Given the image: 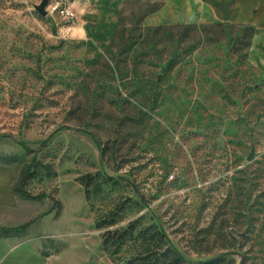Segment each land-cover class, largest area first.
<instances>
[{
	"label": "rangeland",
	"instance_id": "374dc122",
	"mask_svg": "<svg viewBox=\"0 0 264 264\" xmlns=\"http://www.w3.org/2000/svg\"><path fill=\"white\" fill-rule=\"evenodd\" d=\"M40 1L0 0V165L13 182L33 161L24 187L60 206L16 195L1 208L2 225L33 221L0 234V264H120L101 234L134 219L190 260L264 264V70L248 24L143 22L166 0H48L45 14ZM176 24L178 44L158 45L192 50L159 79L137 51L106 48L119 25ZM87 174L99 176L89 198Z\"/></svg>",
	"mask_w": 264,
	"mask_h": 264
},
{
	"label": "trees",
	"instance_id": "16d2710c",
	"mask_svg": "<svg viewBox=\"0 0 264 264\" xmlns=\"http://www.w3.org/2000/svg\"><path fill=\"white\" fill-rule=\"evenodd\" d=\"M139 23H136V26ZM216 25H219L217 23ZM183 25H157V26H145V28L139 27L140 32L129 35L125 32V28L119 25L110 37L106 48L109 49L112 46H116L119 50V55L128 51H137L136 58L138 62L148 63L150 65L159 66V73L157 78H161L162 74L172 69L177 63L183 61L184 51H190L192 49L186 48V50L172 49L171 45H158L162 44L163 39L161 36L165 33L167 40L171 41V44L177 43L180 40L179 28ZM186 27V26H184ZM170 33L167 31L173 32ZM245 30L249 31L250 35L253 34V26L247 25ZM151 32V34H149ZM158 33V35H157ZM175 39V40H174ZM193 47V46H192ZM165 49L167 53L165 54ZM157 85V83L155 84ZM157 88V86H155ZM19 144L27 151L31 149L25 141H18ZM33 161H31L19 174V177L11 183L12 192L21 197L27 199L40 200L44 197L51 199L50 209L58 208L60 202L53 196H48L43 192L32 193L24 187V182L27 177L34 175L35 171H32ZM98 175H84L80 177V182L84 186L85 196L89 198L88 187L98 178ZM116 212H111L109 215L101 218L96 226L108 227L115 222ZM33 219L24 221L18 225H2L0 224V234L2 235H17L21 234L25 228L31 224ZM101 245L103 249L112 256L120 264H219L222 260V256H215L206 259L190 260L186 258L171 242L168 235L158 227L156 224L138 225L137 219L129 221L123 227L106 228L101 234Z\"/></svg>",
	"mask_w": 264,
	"mask_h": 264
},
{
	"label": "crops",
	"instance_id": "0c3cea01",
	"mask_svg": "<svg viewBox=\"0 0 264 264\" xmlns=\"http://www.w3.org/2000/svg\"><path fill=\"white\" fill-rule=\"evenodd\" d=\"M173 6L177 12H168ZM224 17L229 22L253 26L248 56L253 65L264 70V0H166L159 9L145 16L143 22H210ZM11 183L10 168L0 165V209L11 210L17 205L18 197L12 192Z\"/></svg>",
	"mask_w": 264,
	"mask_h": 264
},
{
	"label": "built area",
	"instance_id": "2783aa9c",
	"mask_svg": "<svg viewBox=\"0 0 264 264\" xmlns=\"http://www.w3.org/2000/svg\"><path fill=\"white\" fill-rule=\"evenodd\" d=\"M51 10L56 11L60 16H68L69 12L67 10V8L63 7V6H59L58 4H52L50 6Z\"/></svg>",
	"mask_w": 264,
	"mask_h": 264
},
{
	"label": "water",
	"instance_id": "95a60500",
	"mask_svg": "<svg viewBox=\"0 0 264 264\" xmlns=\"http://www.w3.org/2000/svg\"><path fill=\"white\" fill-rule=\"evenodd\" d=\"M47 1L48 0H41L38 4L35 5V8L41 14H45L46 13L45 6L47 4ZM252 153H253V150L249 153L248 158H250L252 156Z\"/></svg>",
	"mask_w": 264,
	"mask_h": 264
}]
</instances>
